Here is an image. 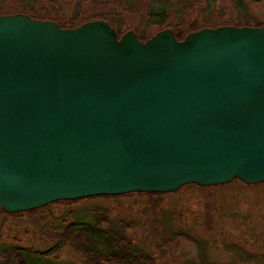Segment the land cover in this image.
I'll return each instance as SVG.
<instances>
[{"label": "water", "instance_id": "1", "mask_svg": "<svg viewBox=\"0 0 264 264\" xmlns=\"http://www.w3.org/2000/svg\"><path fill=\"white\" fill-rule=\"evenodd\" d=\"M264 182V25L141 42L0 16V207Z\"/></svg>", "mask_w": 264, "mask_h": 264}, {"label": "rangeland", "instance_id": "2", "mask_svg": "<svg viewBox=\"0 0 264 264\" xmlns=\"http://www.w3.org/2000/svg\"><path fill=\"white\" fill-rule=\"evenodd\" d=\"M39 2L43 6L40 11L46 13L45 16L51 15L62 25L71 22L78 28L86 21L104 17L113 27L118 28L119 39L130 32L137 39L140 36L141 42L154 38L164 30H170L174 34V29L181 34L186 30V25L188 30L193 31L264 24V0L259 3L248 1L245 8L240 10L231 0H209L208 3L203 0L195 2L194 7L189 10H182L177 6L176 12L170 11L168 21L157 22L148 18V5L155 0H80L81 11L77 8V0ZM18 4L16 0H12L6 2L5 6H0L12 13L11 11L19 8ZM76 15L79 17L75 18ZM241 19L248 20L249 25H244ZM239 180L199 187L189 183L164 195L122 194L112 195L122 197L89 198L79 200L78 203H82L79 206L87 210L96 207L105 209L109 220L124 218L131 223L132 227L126 231L128 240L133 245H143L148 261H153V264H183L199 257L200 250L203 249L210 264H263L262 260L244 261L238 253L242 250L258 255L264 253V182L248 184ZM54 203L36 208L41 210L34 209L32 214L9 216L0 212V258L5 244L15 248L18 246L21 250L29 246L43 249L53 243L50 238L57 239L58 232L53 228L58 226L55 227L54 220L62 212L69 209L71 211L78 204ZM24 254L29 255L25 258L29 264H81L84 259L70 248L53 256L32 252ZM24 254L22 253L23 257Z\"/></svg>", "mask_w": 264, "mask_h": 264}, {"label": "trees", "instance_id": "3", "mask_svg": "<svg viewBox=\"0 0 264 264\" xmlns=\"http://www.w3.org/2000/svg\"><path fill=\"white\" fill-rule=\"evenodd\" d=\"M12 1V0H0V5L5 6L6 2ZM19 6V8L14 9V11H11L12 13L7 12V10L0 6V16L3 15H9L12 16L14 14H24L29 16L30 18L36 20H50L56 23L60 27L68 26L75 27L72 25V23L63 24L57 23L55 19L52 18L51 15H44L46 13H43L40 11L41 8H43L42 4L39 2V0H16ZM82 1V0H81ZM99 1V0H97ZM203 0H155L153 4L148 5V18L151 19L153 22H157L159 20H167L170 11L176 12L177 6L180 7L182 10H189L192 9L195 4V2H201ZM209 0H204V2H207ZM235 7L240 9H244L247 5L248 1L251 3H259L261 0H231ZM78 4V9H80V0H77L76 2ZM208 3V2H207ZM176 5V6H174ZM5 11H2L4 10ZM73 12V11H72ZM171 12V14H172ZM80 13V12H79ZM81 14V13H80ZM73 16V15H72ZM71 16V17H72ZM79 15H76L75 18H78ZM93 20H100L107 22L111 28H113L118 35V39L120 38V32L118 28L113 27V25L108 21L106 18H99V19H93ZM92 20V21H93ZM92 21H86L85 23L92 22ZM241 22H244V25L248 26L249 21L248 20H240ZM84 24V23H82ZM81 24V25H82ZM162 22H160V25ZM79 25L78 27H80ZM185 25V24H184ZM264 24H257L254 27H262ZM249 27V26H248ZM76 28V27H75ZM184 31H182L181 34L178 33L177 30H174L175 38L178 41H183V39L186 37V35L194 33L197 30H188V25L185 26ZM139 39L140 36H138ZM144 41V40H142ZM146 41V40H145ZM239 180L238 178H235L234 180ZM240 181V180H239ZM234 182V181H233ZM262 184V183H259ZM199 187V185L194 184ZM167 193H173V192H167ZM167 193H137L133 192L131 194H123L122 196L127 195H134V194H142V195H148V196H156V195H164ZM122 196H95V197H89V198H111V197H122ZM89 198H80L78 200H67V201H58L59 202H65V204L74 205L71 211L70 209L67 210V212H62L61 215L58 216V219L55 221V227L53 230L57 233V239L53 240V238H50V241L52 240L53 243L48 244L46 248L43 249H36L29 247H24L23 250H21L18 246L15 248V246H10L5 244L3 246V251L1 255V262L0 264H29L28 261L25 259L27 254H24V252L29 253H37L39 255L43 256H53L57 255L59 252H61L64 249L70 248L72 251H74L77 255H81L84 257L83 262L81 264H153V261H148L149 257L147 254V251H145V247L141 245L140 243L131 244L128 240V234L126 231L131 228V223H128L126 219L122 218H115L112 220L108 219V213L105 209L96 207L94 209H85L80 203H78L79 200H87ZM54 203V204H56ZM46 207V206H45ZM41 210V209H35L34 211ZM34 211H26L22 213H11L13 214H23L28 213L32 214ZM0 212L4 213V215H11L10 213L5 212L0 207ZM131 222V221H129ZM166 231V229H164ZM166 234V233H165ZM196 242V241H195ZM133 245V246H132ZM9 246L12 248H9ZM201 254L199 257H196L195 259H192V261H186L183 264H210L209 260H207V256H205V249L200 250ZM24 254V257L22 255ZM242 257L244 261H264V253H261L258 255V253H252V252H246L244 250L241 251V253H238ZM148 261V262H146ZM264 264V263H263Z\"/></svg>", "mask_w": 264, "mask_h": 264}]
</instances>
